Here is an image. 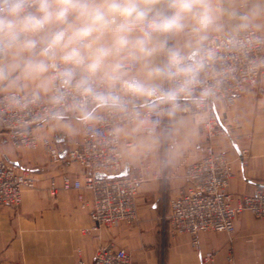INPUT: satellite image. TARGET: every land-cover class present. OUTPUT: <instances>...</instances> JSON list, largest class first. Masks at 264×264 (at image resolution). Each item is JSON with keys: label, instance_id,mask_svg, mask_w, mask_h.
<instances>
[{"label": "clouds", "instance_id": "1", "mask_svg": "<svg viewBox=\"0 0 264 264\" xmlns=\"http://www.w3.org/2000/svg\"><path fill=\"white\" fill-rule=\"evenodd\" d=\"M264 0H0V111L176 158L233 78L264 68Z\"/></svg>", "mask_w": 264, "mask_h": 264}, {"label": "crops", "instance_id": "2", "mask_svg": "<svg viewBox=\"0 0 264 264\" xmlns=\"http://www.w3.org/2000/svg\"><path fill=\"white\" fill-rule=\"evenodd\" d=\"M213 108L224 135L214 140L215 148L231 161L232 177L228 191L237 197L251 195L264 185V78L247 86L231 106L219 100ZM37 149L12 148L0 130V160L30 171L34 187L24 189L17 207H0V264H91L97 249L113 243L128 252L133 264H204L201 256L214 253L213 264H264L263 223L241 213L234 221L231 236L206 232L198 235V249L186 234L161 235L165 206L186 187L184 168L203 155L205 136L197 127V136L181 155H166L167 145L150 152V170L138 168L140 155L122 150L123 168L129 176L141 174L137 196V219L132 225L118 224L90 230V195L82 191L86 205H80L74 191L62 189L64 179L83 181L90 174L65 155L51 162L41 142L50 140L60 153L79 143L77 136L46 123L39 131ZM121 170V171H122ZM165 177V180H164ZM53 183L55 196L48 189ZM163 247V248H162Z\"/></svg>", "mask_w": 264, "mask_h": 264}, {"label": "built area", "instance_id": "3", "mask_svg": "<svg viewBox=\"0 0 264 264\" xmlns=\"http://www.w3.org/2000/svg\"><path fill=\"white\" fill-rule=\"evenodd\" d=\"M253 55H264V52ZM234 63L236 71L233 78L225 82L223 90L210 100L197 119V127L205 136L203 155L200 160L184 168L183 177L187 185L169 202L168 213L163 216L162 223L164 225L167 222V233L170 236H190L195 249H198V235L201 233L215 232L231 236L234 221L243 212L260 220L264 228V185H257L251 195L237 198L232 195L228 191L232 177L231 161L214 144L215 138L224 135L225 131L219 123L213 101L219 100L231 106L245 87L254 86L259 79L264 78V68L253 74L245 71L243 61ZM38 111L34 109L31 113L21 114L0 111V130L15 150L37 149L38 133L46 125L37 118ZM110 127V123L100 126L95 136L82 133L81 141L65 151L69 160L90 172L83 181L64 179L62 189L74 191L83 207L86 203L81 192L89 193L90 230L93 232L118 224L132 225L137 219L138 188L144 181L141 174L113 177L123 168V154L121 149L107 143ZM41 145L51 162L60 160V149L56 143L43 139ZM149 156L150 153L140 155V171L150 170ZM97 174L102 176L98 177ZM33 187L34 181L28 169L0 160V207H17L22 191ZM56 190L51 183L48 189L50 196H55ZM201 261L213 264L214 253L203 254ZM91 264L133 262L128 252L113 243H107L97 249Z\"/></svg>", "mask_w": 264, "mask_h": 264}, {"label": "rangeland", "instance_id": "4", "mask_svg": "<svg viewBox=\"0 0 264 264\" xmlns=\"http://www.w3.org/2000/svg\"><path fill=\"white\" fill-rule=\"evenodd\" d=\"M165 178V177H164ZM168 213V209L167 207L165 206L164 210H163V214H162V219H161V224H162V227H161V235L163 237H165V235L167 234L166 231H167V222L164 223L163 225V216H165L166 214ZM163 248V247H162ZM165 256V251L162 250V254L160 256V261H161V264H163V258Z\"/></svg>", "mask_w": 264, "mask_h": 264}, {"label": "water", "instance_id": "5", "mask_svg": "<svg viewBox=\"0 0 264 264\" xmlns=\"http://www.w3.org/2000/svg\"><path fill=\"white\" fill-rule=\"evenodd\" d=\"M65 155V151H62L60 153V157H63ZM128 174V168L125 167L120 173L117 175L113 176L114 178H120V177H125ZM98 177L102 176V174H97Z\"/></svg>", "mask_w": 264, "mask_h": 264}]
</instances>
